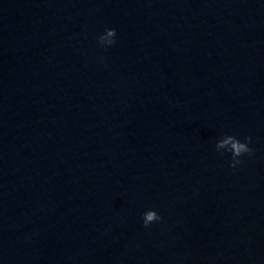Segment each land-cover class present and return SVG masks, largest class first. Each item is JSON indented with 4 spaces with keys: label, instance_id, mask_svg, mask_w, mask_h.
I'll return each mask as SVG.
<instances>
[{
    "label": "water",
    "instance_id": "obj_1",
    "mask_svg": "<svg viewBox=\"0 0 264 264\" xmlns=\"http://www.w3.org/2000/svg\"><path fill=\"white\" fill-rule=\"evenodd\" d=\"M0 264H264V0H0Z\"/></svg>",
    "mask_w": 264,
    "mask_h": 264
},
{
    "label": "clouds",
    "instance_id": "obj_2",
    "mask_svg": "<svg viewBox=\"0 0 264 264\" xmlns=\"http://www.w3.org/2000/svg\"><path fill=\"white\" fill-rule=\"evenodd\" d=\"M95 39L99 47L105 49L109 48L116 42V30L113 28H105L102 32L97 34ZM100 59L102 60L103 58ZM250 144V136L245 135L242 138H238L232 134L221 133L213 143V150L221 157L227 154L228 167L234 170L241 164L242 157H250L253 154V149L250 147ZM160 220L161 216L154 208H146L140 213V221L145 228Z\"/></svg>",
    "mask_w": 264,
    "mask_h": 264
}]
</instances>
